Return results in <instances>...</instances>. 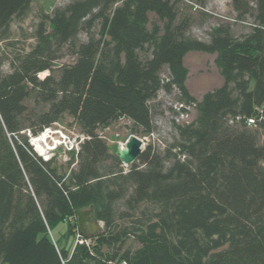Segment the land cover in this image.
<instances>
[{"label": "trees", "instance_id": "trees-1", "mask_svg": "<svg viewBox=\"0 0 264 264\" xmlns=\"http://www.w3.org/2000/svg\"><path fill=\"white\" fill-rule=\"evenodd\" d=\"M32 1L0 0V41ZM196 2L205 0H70L40 14L34 44L0 69V264H264V0H231L250 30L219 23L207 41L188 34L192 14L180 8ZM64 51L72 62L57 64ZM190 51L214 53L222 77L200 99L186 85ZM174 88L195 119L122 168L97 129L125 117L150 134L149 101ZM65 115L83 139L62 172L25 131ZM89 207L102 230L74 244L76 212Z\"/></svg>", "mask_w": 264, "mask_h": 264}, {"label": "rangeland", "instance_id": "rangeland-1", "mask_svg": "<svg viewBox=\"0 0 264 264\" xmlns=\"http://www.w3.org/2000/svg\"><path fill=\"white\" fill-rule=\"evenodd\" d=\"M70 0H33L28 13L24 17H14L10 24L8 34L0 41V69L3 72L11 70L10 60L18 52L29 50L34 44V29L42 12H51L55 7L63 6ZM182 10L192 14V23L188 30V34L194 38L207 41L212 28L219 23L229 22L232 32L236 36H240L250 30L252 18H246L243 21L235 20V11L232 8L231 0H205L203 5L193 3L192 8L185 4H180ZM97 33L98 25L93 28ZM79 38L86 39L84 31H81ZM147 55V51H141V56ZM73 56L66 51L62 52L61 57L57 60L59 63L72 62ZM184 64L188 73L186 85L190 94L200 99L203 93L219 86L222 83V77L219 69L215 64V54L201 51H190L184 57ZM47 71L39 73L41 77L47 74ZM168 69L164 66L161 70V77L167 78ZM150 116L153 125L152 132L143 135L134 129L133 123L122 117L111 123L108 127L98 128L100 134L109 145L110 151H114L119 144H124L131 135H136L143 139L144 144L151 145L154 151L162 152L167 146L174 143L177 139L176 125L193 121L197 115L196 108L180 99L179 92L174 88L171 91L160 89L156 96L149 101ZM25 135L28 138L36 154L43 153L53 142H61L55 150L49 151L50 157L54 155L57 166L62 172H67L73 167L76 160L75 154L65 147L69 142L77 141L83 133L78 126L75 125L73 118L65 115L62 120L53 125L46 127L38 135H31L26 130ZM42 137V138H41ZM41 138V150H38L34 143V139ZM33 139V140H32ZM45 141V143H44ZM47 146H46V145ZM49 144V145H48ZM43 158V157H42ZM72 158H74L72 160ZM72 160V161H71ZM129 165L122 164V168L127 169ZM117 213L125 210L122 200L116 203ZM130 218H117L120 223H127ZM100 222V221H99ZM103 225L102 222H100ZM67 229V222L60 221L51 228V233L55 237H59ZM64 242V241H63ZM131 246L137 244L131 238L127 242Z\"/></svg>", "mask_w": 264, "mask_h": 264}, {"label": "water", "instance_id": "water-1", "mask_svg": "<svg viewBox=\"0 0 264 264\" xmlns=\"http://www.w3.org/2000/svg\"><path fill=\"white\" fill-rule=\"evenodd\" d=\"M144 141L136 135H131L129 139L122 145L115 147L113 153L119 158L124 165H130L143 150ZM76 218L79 230L84 236H94L102 230V225L96 219L94 211L91 207L81 209L76 212Z\"/></svg>", "mask_w": 264, "mask_h": 264}, {"label": "built area", "instance_id": "built-area-1", "mask_svg": "<svg viewBox=\"0 0 264 264\" xmlns=\"http://www.w3.org/2000/svg\"><path fill=\"white\" fill-rule=\"evenodd\" d=\"M254 120L252 118L248 119V125L253 124ZM140 138V137H139ZM34 139V138H33ZM32 139V140H33ZM83 139V136H81L77 141L74 142H69V145H67V143L64 141L63 144L65 145L66 148H68L69 150H75L77 151L79 149V143L80 141ZM142 139V138H141ZM143 140V139H142ZM45 143V141H44ZM122 144V143H121ZM34 145V143H33ZM46 145V144H45ZM49 145V144H48ZM62 143L59 142H53L51 146H48L46 149H44V152L47 153L48 155L43 156V153H39L44 159H48L50 157L49 155V151L55 150L58 146H61ZM123 145V144H122ZM47 146V145H46ZM77 243H86L89 244L90 243V239L86 238L85 236H83V234L81 233V231L78 230L76 231L75 237H74V244ZM118 264H129L127 261L125 260H121Z\"/></svg>", "mask_w": 264, "mask_h": 264}, {"label": "bare ground", "instance_id": "bare-ground-1", "mask_svg": "<svg viewBox=\"0 0 264 264\" xmlns=\"http://www.w3.org/2000/svg\"><path fill=\"white\" fill-rule=\"evenodd\" d=\"M41 138H42V137H41ZM41 138H37V139L35 138V139H34V140H35V141H34V145L36 146V148H37L38 150H41V148H42V147L40 146V143L38 142V140L40 141Z\"/></svg>", "mask_w": 264, "mask_h": 264}]
</instances>
